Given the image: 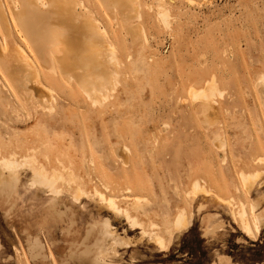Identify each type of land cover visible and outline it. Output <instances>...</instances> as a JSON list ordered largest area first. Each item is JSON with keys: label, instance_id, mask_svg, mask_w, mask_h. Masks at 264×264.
I'll list each match as a JSON object with an SVG mask.
<instances>
[{"label": "rangeland", "instance_id": "1", "mask_svg": "<svg viewBox=\"0 0 264 264\" xmlns=\"http://www.w3.org/2000/svg\"><path fill=\"white\" fill-rule=\"evenodd\" d=\"M0 1L6 20H0V41L13 52L18 45L28 63L41 57L40 45L70 41L75 54L90 50L93 58L87 66L77 60L90 74L41 71L44 89L32 84L19 95L0 68V157L38 158L52 174L66 168L67 180L89 192L106 190L119 206L128 204L132 217L158 224L166 239L178 211L192 217L164 251L91 196L78 204L62 199L46 230L39 227L46 197L33 194L31 172L21 168L16 191L0 192V264H90L78 255L92 249V228L103 220L128 245L115 254L111 238L100 242L97 235V264L112 248L115 264H264V221L246 237L228 212L237 214L241 202L249 211L255 200L264 213V180L246 195L239 177L244 169H264L255 162L264 154V0H113L115 7L104 0H36L33 7ZM160 6L168 9L166 21ZM88 81L99 85V101L82 90ZM194 92H200L196 100ZM198 182L205 193L196 198ZM142 196L148 204L142 201L140 209ZM208 217L211 232L205 231ZM35 237L44 253L39 261L29 253ZM108 244L104 256L100 248ZM72 250L77 255L69 259Z\"/></svg>", "mask_w": 264, "mask_h": 264}, {"label": "bare ground", "instance_id": "2", "mask_svg": "<svg viewBox=\"0 0 264 264\" xmlns=\"http://www.w3.org/2000/svg\"><path fill=\"white\" fill-rule=\"evenodd\" d=\"M104 1L107 2L106 3L107 7H109V6L115 7V5H116L115 4L116 1L114 2L113 0H104ZM35 2H36V0H23L24 5L30 6V7H33ZM161 6L159 7L160 9H161ZM164 8H162L161 11H160V9H158L160 11V13L159 12L158 13H159V16L161 17V19L163 21H166L169 18V12L167 11L168 9L166 10V8L165 9ZM1 11H2V3L0 1V13H1ZM30 11H31V9H30ZM1 14H3V13H1ZM0 16L2 17V15H0ZM6 16H7V14H6ZM3 19L1 18L0 20L3 21ZM39 19L40 18H38V20ZM5 21L6 20H4L3 22H5ZM20 23L21 22H19V24ZM59 27L60 26H58V28ZM32 34L34 35V32ZM34 37H35V35H34ZM52 37H54L55 39L56 38L61 39V35L59 33H55V31L52 34ZM34 40H35V38H34ZM28 41H30V40H28ZM61 41H62V39H61ZM36 42H38V41H36ZM72 43H73V41H70L68 45H65V43H62V42L52 43L53 45H50L51 47H47L45 45H40L42 47V48L40 47L42 52L39 49V54L41 52V55H40L41 57L38 58L36 62H30L31 63L30 64L27 62L26 55L25 56L23 55L22 49L18 48V45H17V48H14V52H13V49H11L10 44L7 41H0V68L2 69L3 73H5V71L8 72L7 75L9 77V83H10V86L9 85L8 86L11 87V90L13 89V92H15L16 94L18 93V95H19L21 92L29 93L28 89L30 88V86L32 84H36V86H38L39 89H44L42 87V83L40 82L41 76L44 75V74L42 75L41 71H45V70L50 71V72L59 71L62 77H63V73L64 74L67 73V74H69L71 76L73 75L75 77L77 76L79 78H82V75L85 73L90 74L91 71L89 70V68L79 67L77 60H81V61H83V63L85 65L86 64L88 65L93 60V58L90 54L91 51L90 50H83L84 52L81 51V52H83V54H80V55L75 54V50L78 51V49H75V47L73 46ZM31 48H32V50H35V45H33V46L31 45ZM65 50L68 52H65ZM13 55H18V57L20 59L13 58ZM110 60H113V59H110ZM100 67H102V66L100 65ZM19 70L21 72L23 71L25 73V75L18 77V75H20ZM40 74H41V76H40ZM101 79H99L100 80L99 84H102ZM211 80H213V78ZM97 86H99V85L97 83H95L94 81L84 82L83 84L81 83L82 90L93 101H99L101 99V96L99 98L100 93H99V90L97 89L98 88ZM208 87H210V86H208ZM208 87H207V89H208ZM214 87H215V85H214ZM207 89H205V91ZM11 90H9V91H11ZM193 94H194V99L196 100V99H198L200 92H194ZM40 95H42V94H40ZM23 98L28 99V95L26 94ZM44 98H46V97H44ZM222 141H223V139H222ZM225 146H226L225 143L221 142V144H218L217 147L223 150L225 148ZM2 149H3V147H2ZM10 153L12 156L11 159H3L2 157H0V158H2V159H0V183H1L0 185H1L2 193L6 192V191H10V190L12 191L14 189V186L16 185V183L19 180V176H20L19 170L21 168H27L31 172L30 177L28 179V186L29 187L37 188V189H43L52 195L66 194V195L70 196L75 202H81V200L83 198H87L90 196L94 197L95 199L99 200L100 203L103 204L107 210H109L110 212H112L113 214H115L118 217H122V218L127 219L130 222L129 226H132L134 228L139 229L140 230L139 232L141 233L142 236L143 235L144 236L145 235L150 236L151 239L153 240V242L160 249H166L168 247L169 242H170L171 238L173 237V235L177 232H180V231L186 229L191 223L192 217L190 218L186 214L185 210L178 211V213L174 217L172 225L167 227L164 231V234L168 237V239H166L162 234H160L161 230H160V227L158 224H156L153 221H150V222H148V224L146 226L145 222L142 221V219H140V218L136 219L137 217L136 218L132 217L131 216L132 213L129 211L131 208L127 207L128 204L126 207L119 206V204L115 201L117 199L109 197L110 195H107L105 193L106 190H105V192H103L102 190H100L101 188L99 189V187L97 188L96 186H94L96 188H93V190H91L92 192L91 191L89 192V191L85 190L84 185H82V184L79 185L77 181L74 180L75 181L74 182L73 180L69 181L66 179V178H68L66 176L69 175L68 171H66V168H65V170L64 169L60 170L61 172L56 168L59 171V173L56 172L55 174H52L51 171H47L45 169V166H41L37 162L38 158H37V160H34V158H33V160L30 158L29 159H21L23 156L22 155V156H20V159H16V158H18L17 154H15L13 152H10ZM29 153H31V152H29ZM0 154H1V151H0ZM2 154H3V152H2ZM33 154H35V153H33ZM3 156H4V158L5 157L7 158V156H9V154L7 156L4 154ZM37 157H39V156H37ZM255 162L261 163L262 165H264V154L256 157ZM40 163L42 164V162H40ZM38 164L40 166H38ZM255 165H256V163H255ZM59 166H60V164H59ZM56 169H54V170H56ZM240 170H242V169H240ZM244 170H242V171L245 172L246 170L245 171ZM243 172H241L239 175L241 186L245 190L246 195H249L251 189L255 186V184L259 180L264 178V169L263 170H261V169L255 170L252 172L246 171V173H243ZM72 174H73V172H72ZM74 175H76V174H74ZM76 176H75V178H76ZM78 180H80V179H78ZM79 182H83V181L80 180ZM103 186H105V185H103ZM205 188H206V186H205ZM107 190H108V188H107ZM210 190L212 191V189H210ZM192 193L194 194V196L196 198L201 196V195H204L205 192L202 189L201 183L198 182V183H195L193 185V192ZM210 194H212V192ZM113 196L116 197L115 195H113ZM117 198H118V196H117ZM126 199H128V198H126ZM126 199H124V200L126 201ZM226 199H228V198H226ZM142 201L146 202L147 199L144 196H142L139 199L138 203L140 205V209H143V207L141 205ZM244 203H242V202L240 203V207L238 208L237 214L231 210L229 212H231L230 214L233 215L234 219L238 218V220L240 222V226L242 227V229L244 230L245 233H247L249 236H254L256 232L257 233L259 232V224H260L262 216L260 217L258 214L255 213V209L257 208L256 204H254L253 202H249L248 203L249 211H248L245 208L246 205H244ZM227 205L229 207V203H227ZM127 208H129V210ZM137 208H139V207H137ZM137 208L134 210H137ZM93 227H94V230L96 232V239L95 240L98 239L97 238V235H98L100 242H102L105 238H111L112 245H115L116 247L121 246V245H125V246L128 245V242L126 241L127 239H124V237H121L120 235L116 234V232L113 230V228H112L111 224L108 222V220H105V221L103 220V222L99 226L95 224ZM109 244H111V243H109ZM109 244L107 246H105V245L101 246V248H100V250H101L100 253L103 254L104 256L108 255V253L110 252L108 249ZM98 247H99V245L97 246V252H98ZM111 250H112L111 251V255H112L113 254V248ZM114 252H115V249H114ZM110 258L109 257L106 258V261L110 260ZM96 261H97V259H96ZM98 262H99V260H98ZM100 263H102V262H100ZM94 264H97V262ZM108 264H109V262H108Z\"/></svg>", "mask_w": 264, "mask_h": 264}, {"label": "crops", "instance_id": "3", "mask_svg": "<svg viewBox=\"0 0 264 264\" xmlns=\"http://www.w3.org/2000/svg\"><path fill=\"white\" fill-rule=\"evenodd\" d=\"M264 180V178L263 179H261V180H259L256 184H255V186L251 189V191H250V195H251V192H253L254 190H257V188H258V186H259V182L260 181H263ZM19 181H20V176H19V180H18V182L16 183V185L14 186V189L11 191H6V192H3L2 193V191H1V185H0V192H1V194L2 195H4V196H7V197H9V196H11L15 191H16V188H17V185H18V183H19ZM1 184V183H0ZM258 184V185H257ZM27 186H28V182H27ZM28 188L29 189H31L32 191H34L35 193H33L34 195H36V192L37 193H40V194H43L45 197H46V199H45V201H44V203H45V208H44V212H45V216H44V218H43V220H42V223L39 225V227H41V228H44V229H46L47 230V227H48V222H49V220L50 219H52V215L51 214H53V215H55V214H60V212H61V210H59L58 209V206H59V202L62 200V199H64V200H69V201H71L73 204H78V203H81V202H75L70 196H68V195H66V194H61V195H52V194H50V193H48L47 191H45V190H43V189H37V188H31V187H29L28 186ZM33 195V196H34ZM63 196H64V198H63ZM202 196V195H201ZM201 196H199V197H201ZM198 198V197H197ZM253 201V200H252ZM224 203V202H223ZM253 203L254 204H256L257 205V207H258V202L257 201H253ZM224 205L227 207V208H229L228 207V205L226 204V203H224ZM204 206L202 205L200 208H199V210L201 209V208H203ZM230 211V209H228V212ZM231 212H229V214H230ZM255 213L256 214H258L260 217L262 216V218H261V221H260V224H259V232H260V229H261V226H262V224H263V221H264V213H260V212H258V210H257V208L255 209ZM231 215V218H232V220L235 222V223H237L238 224V222L234 219V217H233V215L232 214H230ZM205 222H206V226H205V231L206 232H211L213 229H214V226L212 225V223H213V220H212V218H210V217H208V218H206V220H205ZM192 225V220H191V223H190V225L186 228V229H184V230H182V231H180V232H177V233H175V234H180V233H182V232H184V231H186L190 226ZM239 225V224H238ZM240 227V226H239ZM92 230L93 231H95L94 230V227L92 228ZM130 230V229H129ZM240 230H241V232L246 236V237H250L247 233H245L241 228H240ZM258 232V233H259ZM174 234V235H175ZM90 235V231L88 232V235L87 236H89ZM173 235V236H174ZM95 239H96V236H95ZM149 242V241H148ZM152 244H154V246L159 250V251H164V250H166V249H160L154 242H151ZM81 245H85L84 243L82 244L81 243ZM116 248L117 247H115V254L117 253V250H116ZM29 253H30V257L33 259V260H36V261H39V259L40 258H44V253H43V248H42V245H41V242L39 241V239L37 238V237H35V238H33L30 242H29ZM97 240H94V242H93V247H92V249H88V248H86L85 250H82L81 252H80V254L78 255V258H81V259H87L88 261H89V263L90 264H94V263H96V259H97ZM115 254H112V255H115ZM76 255H77V251H71V253L69 254V259H74L75 257H76ZM111 255V258L113 257ZM110 258V260H108V261H106L104 264H108V262H109V264H115L114 263V261L112 260ZM94 261V262H93ZM64 264H70V262L69 261H65V263Z\"/></svg>", "mask_w": 264, "mask_h": 264}]
</instances>
